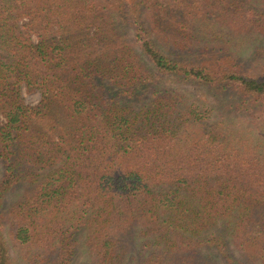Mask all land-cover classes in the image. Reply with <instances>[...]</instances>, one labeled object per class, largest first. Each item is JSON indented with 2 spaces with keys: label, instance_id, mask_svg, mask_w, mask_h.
<instances>
[{
  "label": "trees",
  "instance_id": "16d2710c",
  "mask_svg": "<svg viewBox=\"0 0 264 264\" xmlns=\"http://www.w3.org/2000/svg\"><path fill=\"white\" fill-rule=\"evenodd\" d=\"M126 1L0 0V264H264V0Z\"/></svg>",
  "mask_w": 264,
  "mask_h": 264
},
{
  "label": "rangeland",
  "instance_id": "374dc122",
  "mask_svg": "<svg viewBox=\"0 0 264 264\" xmlns=\"http://www.w3.org/2000/svg\"><path fill=\"white\" fill-rule=\"evenodd\" d=\"M132 3L131 1H126V5L124 7V14L129 17L132 12ZM261 6L264 7V3H261ZM244 36V35H243ZM242 35L239 34L237 37L239 43L238 47L242 51L241 55L243 58H246L248 63L253 65H258L261 63L262 60H264V40H252L245 42L241 41ZM236 46V44H235ZM248 50V51H245ZM25 98L28 103L30 104H37L40 100V94L39 93H27L24 92ZM234 120L236 125H241L245 127L252 128L255 132L259 134H263V128L259 125H261V122H257L256 117L251 114H242V113H229ZM14 194H12L9 197L10 199L14 198ZM201 256L199 264H255L251 262L244 261L239 254L234 253V261L230 262L225 257L221 256L216 250H207L203 249L201 250ZM88 254L83 251V248H81L78 252L77 258L75 260V264H86L88 261ZM139 252L136 251H129L126 259L123 261V264H139Z\"/></svg>",
  "mask_w": 264,
  "mask_h": 264
}]
</instances>
